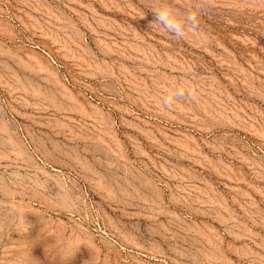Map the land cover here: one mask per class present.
Masks as SVG:
<instances>
[{
	"label": "rangeland",
	"instance_id": "rangeland-1",
	"mask_svg": "<svg viewBox=\"0 0 264 264\" xmlns=\"http://www.w3.org/2000/svg\"><path fill=\"white\" fill-rule=\"evenodd\" d=\"M0 264H264V0H0Z\"/></svg>",
	"mask_w": 264,
	"mask_h": 264
},
{
	"label": "clouds",
	"instance_id": "clouds-1",
	"mask_svg": "<svg viewBox=\"0 0 264 264\" xmlns=\"http://www.w3.org/2000/svg\"><path fill=\"white\" fill-rule=\"evenodd\" d=\"M203 11V5H198L196 12L183 13L168 4L153 11L154 20L151 24L159 25L165 32L172 34L177 39H182L188 29L195 30L199 27V14ZM188 95L190 99L195 98V93L186 90L183 86L169 90L168 94L162 97V104L170 108L178 99Z\"/></svg>",
	"mask_w": 264,
	"mask_h": 264
}]
</instances>
